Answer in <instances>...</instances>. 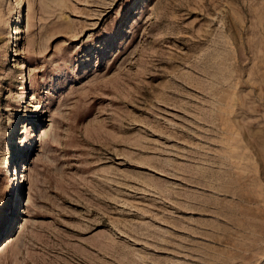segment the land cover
I'll return each instance as SVG.
<instances>
[{"label": "rangeland", "instance_id": "1", "mask_svg": "<svg viewBox=\"0 0 264 264\" xmlns=\"http://www.w3.org/2000/svg\"><path fill=\"white\" fill-rule=\"evenodd\" d=\"M0 264H264V0H0Z\"/></svg>", "mask_w": 264, "mask_h": 264}, {"label": "bare ground", "instance_id": "2", "mask_svg": "<svg viewBox=\"0 0 264 264\" xmlns=\"http://www.w3.org/2000/svg\"><path fill=\"white\" fill-rule=\"evenodd\" d=\"M16 34H17V36H16V39H15V42H17V40H18V34H19V31L18 30L16 31ZM15 45H17V43H15ZM29 172H30V167L27 164H24L23 165V170H22V178L23 179L21 181H19V183H20V186L23 183H26V186H25L26 188L24 190V192H25L24 193V201H26L27 203H30L32 201V199H33V192H34L33 191V187H32V185L30 183V173ZM27 187H29V190H27ZM249 198H248V200H249ZM251 203H252V201H251Z\"/></svg>", "mask_w": 264, "mask_h": 264}]
</instances>
